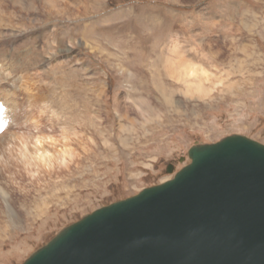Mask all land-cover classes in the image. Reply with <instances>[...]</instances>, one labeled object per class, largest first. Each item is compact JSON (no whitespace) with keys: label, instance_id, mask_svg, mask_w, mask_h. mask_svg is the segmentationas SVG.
Instances as JSON below:
<instances>
[{"label":"rangeland","instance_id":"obj_1","mask_svg":"<svg viewBox=\"0 0 264 264\" xmlns=\"http://www.w3.org/2000/svg\"><path fill=\"white\" fill-rule=\"evenodd\" d=\"M30 1L0 0V138L71 155L39 173L0 156V264L172 179L194 145L264 144V0ZM180 54L205 76L174 74Z\"/></svg>","mask_w":264,"mask_h":264},{"label":"water","instance_id":"obj_2","mask_svg":"<svg viewBox=\"0 0 264 264\" xmlns=\"http://www.w3.org/2000/svg\"><path fill=\"white\" fill-rule=\"evenodd\" d=\"M187 157L172 179L93 211L22 264H264V144L232 135Z\"/></svg>","mask_w":264,"mask_h":264},{"label":"bare ground","instance_id":"obj_3","mask_svg":"<svg viewBox=\"0 0 264 264\" xmlns=\"http://www.w3.org/2000/svg\"><path fill=\"white\" fill-rule=\"evenodd\" d=\"M33 2H34L33 0L30 1V3L34 4ZM176 57H177L176 59L172 57V60L174 59L173 60L174 62L172 60L170 61L171 69H172L174 74L181 76V78L183 80L188 79V78H199L200 76H205V73L200 71L196 67V65L189 63L188 61H185V59L184 60L181 59V54L179 57L178 56H176ZM168 67H169V65H168ZM174 74H173V76H174ZM187 81H189V79ZM191 82L193 83L194 80L193 81L191 80ZM192 83H190V81H189V84H192ZM198 87H199V85H197V88ZM187 89H189V88H187ZM8 135H9V133H8ZM8 135L6 134V137ZM57 147H58V145L56 144V142H54L53 140H50V137L48 138L46 136H36V137H33V139H31L29 137L25 138L23 136H16V140H12V137H11V140H8L5 137L2 138V136L0 138V156H2V155L5 156L6 152H8L9 156H7V157H10V160H16V162L17 161L20 162L22 167L26 170H31L32 172H33V170H35V171L37 170L36 171L37 173H39L38 170L40 169L39 168L40 166H42V165L45 167L52 166V163L54 160H56V161L60 160V162L62 161V163H63L66 156L71 155L70 151L67 150L66 148H64L62 150H58ZM56 157H58V158H56ZM13 165H14V163H13ZM14 166H16V165H14ZM5 167H7V164ZM9 169L10 170L12 169L11 166ZM9 169H8V171H10ZM1 175H2V172H0V177H1ZM13 175L16 176V173H14ZM15 178H17V177H15ZM0 200L5 202L4 205H5L6 209L10 208L8 206V204L6 203V197H5L3 189H0Z\"/></svg>","mask_w":264,"mask_h":264}]
</instances>
